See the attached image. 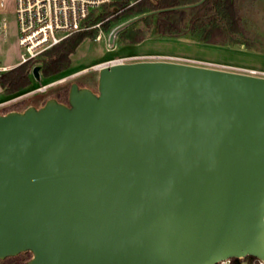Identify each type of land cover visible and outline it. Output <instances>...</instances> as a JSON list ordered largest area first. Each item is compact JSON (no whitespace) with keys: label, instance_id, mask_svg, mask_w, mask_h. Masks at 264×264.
Masks as SVG:
<instances>
[{"label":"water","instance_id":"obj_1","mask_svg":"<svg viewBox=\"0 0 264 264\" xmlns=\"http://www.w3.org/2000/svg\"><path fill=\"white\" fill-rule=\"evenodd\" d=\"M26 252L28 264L264 262V77L119 63L97 92L74 83L68 104L0 115V261Z\"/></svg>","mask_w":264,"mask_h":264},{"label":"trees","instance_id":"obj_2","mask_svg":"<svg viewBox=\"0 0 264 264\" xmlns=\"http://www.w3.org/2000/svg\"><path fill=\"white\" fill-rule=\"evenodd\" d=\"M117 0L91 12L84 22V28L60 44L49 49L36 59L17 66L7 72L0 73V85L7 99L36 88L33 84L31 70L41 64L44 79L60 76L71 66V56L87 38L98 36L96 25L102 31H110L113 25L121 20H129L144 14L153 13L141 19L143 27L124 29L120 31L121 45H138L148 39V32L154 28V34L160 38L179 40L192 37L198 42L217 47H235L258 49L264 52V36L259 24L264 25L262 15L256 10L257 5L251 6L255 12L247 15L246 5H240L239 0ZM111 17L110 19H108ZM252 18H257L253 20ZM91 27H95L91 29ZM63 94L68 96V88ZM53 99H55L53 97ZM57 100V99H56ZM62 103V102H61ZM33 255L30 252L21 253L0 261V264H28ZM255 258L231 259L228 264H252Z\"/></svg>","mask_w":264,"mask_h":264},{"label":"rangeland","instance_id":"obj_3","mask_svg":"<svg viewBox=\"0 0 264 264\" xmlns=\"http://www.w3.org/2000/svg\"><path fill=\"white\" fill-rule=\"evenodd\" d=\"M240 5H257L259 14L264 12V0H239ZM251 6L247 7V15L255 12ZM109 17L108 19H110ZM134 19V18H132ZM121 20L113 25L110 31L98 29V36L95 39L87 38L71 56V66L67 72L60 76L44 79L41 71L40 84L33 80V84L38 85L42 90L29 93L22 98L10 101L0 106V115L9 112L16 103L22 101L19 110L24 111L28 107L40 108L48 100L57 99L64 104L69 103L68 96L63 94V90L76 83L82 88L98 91L99 71L116 58L126 56L145 55H167L180 56L184 58L196 59L216 64L255 69L264 71V52L258 49H247L243 45L235 47H217L204 45L192 37H185L179 40L160 38L154 34V28L148 32V39L138 45H121L119 34L116 35L114 43H110V37L114 29L132 20ZM256 20L257 18H252ZM5 24V29L3 25ZM141 19L135 21L127 29L143 27ZM260 32L264 36V25L259 24ZM95 27H91L93 29ZM22 49L19 46V29L16 17L15 0H7L5 7L0 8V67H13L21 61ZM41 66L37 64L35 66ZM7 101L4 93L0 94V102Z\"/></svg>","mask_w":264,"mask_h":264},{"label":"built area","instance_id":"obj_4","mask_svg":"<svg viewBox=\"0 0 264 264\" xmlns=\"http://www.w3.org/2000/svg\"><path fill=\"white\" fill-rule=\"evenodd\" d=\"M114 1L117 0H15L19 46L23 52L19 63L13 67H0V73L7 72L32 59H36L70 36L87 30V28H84V22L91 12ZM6 2L7 0H0V8H4ZM96 27H100V25H96ZM3 28L5 29V24ZM141 61L174 62L264 77V71L167 55L126 56L109 61L107 65ZM31 75L36 80L33 76V69L31 70ZM38 82L40 84V81ZM38 90H42V88L37 86L13 98H5L7 101L0 102V106ZM1 93H4V89L0 85ZM229 262L227 261L223 264H228ZM243 264L248 263L244 262ZM252 264H264V262L255 258Z\"/></svg>","mask_w":264,"mask_h":264},{"label":"flooded vegetation","instance_id":"obj_5","mask_svg":"<svg viewBox=\"0 0 264 264\" xmlns=\"http://www.w3.org/2000/svg\"><path fill=\"white\" fill-rule=\"evenodd\" d=\"M22 103H23L22 101H20L19 103H16V105H14L13 108L9 112H7V113H10V112H21V110H19L18 108H20V106L22 105Z\"/></svg>","mask_w":264,"mask_h":264}]
</instances>
